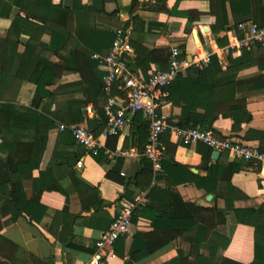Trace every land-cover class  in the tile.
Instances as JSON below:
<instances>
[{"label": "crops", "instance_id": "0c3cea01", "mask_svg": "<svg viewBox=\"0 0 264 264\" xmlns=\"http://www.w3.org/2000/svg\"><path fill=\"white\" fill-rule=\"evenodd\" d=\"M138 1L148 4L151 2L153 6L158 7L163 5L166 9L138 8L129 13L132 0H118L117 2L110 0L109 6L117 5V17H103L100 21L109 26V30L97 27L99 18L93 12L80 11L73 13L72 27L69 25L67 28L60 27L51 22L43 25L46 28L41 38L43 47L40 44L37 45L33 55L37 56L38 61H44L47 65L52 66L56 80L47 86L52 96L44 98L36 112L43 114V108L47 105L48 110L52 112V116L49 115V118L57 123L60 121L69 123V126L75 121L78 123L83 121L81 125H86L84 121L87 119L100 118L97 108L91 100H88V97L98 99L94 90L97 91L106 72L104 73V67H100V63L92 58L90 53L94 56L107 51L117 28H123L128 35L131 52L127 53V60L129 59L131 62H137V47H145L149 51L161 48L167 52L171 47L178 46L187 58H190L196 50L212 53L221 48L218 46L217 38L225 37L229 41L228 31L230 28L219 30L217 34L212 32L210 23L213 18L209 11L212 7L210 0ZM82 2L90 4L91 0H82ZM42 11H38V14ZM22 15H28L36 22L42 23L32 16L34 15L32 12L24 11ZM128 19L131 20V24L126 27ZM9 23L8 19L0 21V40L6 36ZM77 25L86 27L84 40H81L76 34ZM68 38V42L65 43ZM19 40L18 51L22 54L29 36L22 34ZM227 55H217L224 69L227 65ZM261 55L264 56V50L258 49L254 52L253 57L263 58ZM157 68L160 69L156 63H151L150 70ZM257 72H259L258 68L254 66L241 71L240 76H249ZM185 73L183 75H186ZM2 80V90L0 91L2 101L12 103L16 110L22 113L30 110L35 90L34 84L26 82L20 85V81L13 73L5 74ZM183 83L185 84V82ZM120 93L122 94L118 95L120 102L125 104L127 95L123 91ZM167 93L169 96L168 91ZM236 99L245 101L252 120L249 123H243L240 130L235 131L232 129L233 122L230 117L219 114L212 122L213 130L218 135L241 139L264 149V136L260 134L264 131V88L238 92ZM168 101L164 111L170 117L172 116L173 120H182L183 105L174 104L169 99ZM210 103L211 101H209ZM203 111L200 109V112ZM206 119L209 122L212 118L207 115ZM19 124L24 127L19 129L22 132L29 129L30 126L33 127L25 122H19ZM22 139L25 140L24 142L31 141L25 136ZM57 139L61 140L58 144V152L79 155L82 158L83 167L81 169L76 167L75 172L79 170L82 177L89 183L85 182L87 185L99 189L101 197L106 200L101 207L102 212L94 214L93 208L85 210L78 193L71 192L68 213L77 216L73 233L76 243L82 248L64 247L49 230L55 215V206L51 204L54 202L52 201L53 195L48 194L46 202H49L50 205L40 221L20 213L10 226L0 229V264H95L97 258L99 264H120L119 261H108L107 249H99L97 242L108 227V217H116L122 202L128 200L121 196L127 192L129 196H132L140 189L131 181L143 167L142 150L147 141V125L144 114L139 112L131 116L129 124L119 136L100 137L105 146L104 154L101 157L99 154H85L70 134L59 130L50 133L49 145L51 148L56 145ZM170 141L176 143L181 139L171 135ZM197 147L198 143L196 142L190 146L179 145L174 154V161L186 165L195 174L206 177L208 175L207 168L210 166L214 164L224 166L235 160L227 152H220L219 157L213 159L214 150L210 158L205 160ZM9 153L0 137V183L5 179L4 164ZM26 156V153L17 152L15 159H25ZM168 157L169 154L166 155V159ZM205 161L210 165H204ZM256 167L253 163L245 162L238 172L232 174L230 181H219L212 192H208L206 187L198 188L190 182L171 184L172 180L165 172L154 171L153 185L162 190V192H156L158 200L155 207L168 211L171 205L181 207L178 199H182L184 202L194 203L197 206L212 207L228 213L232 209L259 211L264 204V179ZM123 172L124 175H122ZM52 173L51 169L42 172L34 170L33 175L41 178L40 187L43 188L54 182L55 178ZM174 174L176 175L175 172ZM31 182V180L25 182L29 196L32 194ZM166 192L171 194L169 198H166ZM209 195H212L211 199L208 198ZM92 220L98 225H91ZM259 220L257 226L249 225L241 229L229 214L227 223L218 224L216 228L208 232L207 240H210L211 243L207 246L203 245L199 251L205 261L198 259L195 264H221L225 257L230 258L231 255L233 257L237 253L233 249L237 231L242 234L238 239L241 250L237 254L244 259L253 261L256 259L264 262V215H261ZM137 230L140 232L153 231L151 217L140 215L137 221ZM197 230L198 227H195L189 234L195 235ZM225 238L233 240V247H228L227 251L222 247ZM189 248L188 242L177 237L153 254L139 260L137 264H164L176 257L180 249L188 250Z\"/></svg>", "mask_w": 264, "mask_h": 264}, {"label": "trees", "instance_id": "16d2710c", "mask_svg": "<svg viewBox=\"0 0 264 264\" xmlns=\"http://www.w3.org/2000/svg\"><path fill=\"white\" fill-rule=\"evenodd\" d=\"M117 1L114 0V2ZM210 2L212 7L209 11L213 18L210 26L214 34H217L219 30L234 28L241 21L254 20L264 24V0H210ZM109 3L110 0H91L90 4H83L82 0H0V21L8 19L10 22L6 36L0 40V91L2 90L3 76L11 73L20 81V85L31 82L35 86L30 103L31 109L24 113L16 110L12 103L2 101L0 98V137L4 147L10 152L4 164L5 179L0 183V229L10 226L20 213L40 221L44 212L49 208L50 204L46 202V198L49 196L48 194H51L53 195L52 201H54L51 204L55 206V215L49 230L64 247L76 249L82 247L76 243L73 233L77 216L68 213L70 193H78L85 210L93 208L94 214L102 212L101 207L106 200L101 197L99 189L87 185L76 176L75 168L81 159L80 156L58 152L60 139L59 141L57 139L53 148L49 145L50 133L61 131L58 126L61 121L57 123L49 118V115L52 116V112L48 110L47 105L43 108V114L36 110L40 108L44 98L52 96L47 86L53 84L56 77L52 66L47 65L44 61H38L37 56L33 54L37 45L40 44L43 47L41 38L46 29L43 25L51 22L60 27L67 28L68 25L72 27L74 12H93L99 18L97 27L109 30V26L100 22L103 17H117V5L109 6ZM138 8L166 9L163 5L158 7L153 6L151 2L148 4L132 0L129 13ZM41 10L43 11L38 14V11ZM24 11L34 13L32 16L42 23L36 22L28 15L23 16L22 12ZM129 24H131V20L128 19L125 26L129 27ZM85 29L86 27L83 25L76 27V34L81 40H84ZM22 34H27L29 40L24 53L20 54L18 48L19 38ZM61 34L64 35V33ZM114 37L115 33L111 43ZM217 43L219 47H223L228 43V40L225 37L217 38ZM136 53L137 62L127 60V54L123 58L131 70L139 71L141 73L139 75L144 78L149 76L151 63H156L160 69H165L168 66L169 55L164 49L157 48L149 51L145 47H137ZM253 55L254 51L230 52L227 55L226 69L223 68L217 55H213L211 62L204 69L192 66L185 71L186 75L180 74L166 88V91L169 92L168 99L170 101L183 105L182 120L175 121L171 116L170 123L180 127L202 125L212 128V122L219 114L230 117L233 122L232 129L235 131L240 130L243 123H249L252 120V115L248 111L245 101L236 99V94L241 91L264 88V73H262L264 56L261 55L263 58H258V56L254 58ZM90 56L94 58L92 53ZM96 61L100 63L99 60L96 59ZM102 66L105 69L104 73H107L106 66L100 63V67ZM254 66H257L259 72L249 76H240L241 71ZM118 84L113 86L111 92L116 97L122 95ZM94 94L98 95V99L89 96L88 100H91L97 108L99 119L97 117L87 119L84 121L86 125H81L83 121L82 123L75 121L70 123V126L69 123H62L70 128L81 127L95 135L101 134L100 132L105 128L108 120L105 112L107 98L103 91L102 81L97 91L94 90ZM209 101H211L210 104ZM200 109L204 111L200 112ZM206 114L212 118L209 122L206 119ZM19 122H25L33 127L30 126L29 129L22 132L19 129L24 127ZM61 132L70 134L69 129ZM260 134L264 136V131ZM24 136L30 138L31 141L24 142L25 140L22 139ZM112 136L117 137L113 134L108 137ZM170 136L169 131L161 135L160 140L165 147V156L160 171L165 172L171 178V184L190 182L198 188L206 187L208 192H212L219 181H230L232 174L238 172L245 163L243 160L235 159L232 163L224 166L214 164L207 168L208 175L202 177L189 170L186 165L174 161V154L179 145L190 146L194 142L187 143L181 139V141L173 143L170 141ZM71 137L73 138L72 135ZM197 149L205 160L210 158L213 151L211 147L200 142H198ZM17 152L26 153V158L15 159ZM98 154L101 157L104 150ZM167 154L169 157L166 159ZM47 169L52 170L55 180L42 188L40 187L41 178L35 177L33 172L34 170L42 172ZM153 172L151 161L143 157V167L131 182L137 187L149 189V201L144 208L137 210L132 216L128 233L119 237L109 247L115 255L113 258L107 256L108 261H119L120 264H137L139 260L153 254L168 242L181 237L190 244V248L188 250L180 249L176 257L164 264H195L198 259L204 260L202 254L199 253L200 248L211 243L210 240H207L208 232L216 228L218 224L227 223L229 214L241 229L249 225L257 226L260 221L259 217L264 215V204L259 211L232 209L228 213L178 199L181 207L171 205L168 211L156 208L155 204L158 200L156 192H162V190L153 185ZM27 180L32 181L31 196L26 191L25 182ZM127 193L123 194L121 198L130 200L133 194L129 196ZM170 195L169 192H166V198H169ZM140 215L151 217L153 231L140 232L137 230V221ZM113 220L114 218L108 217V227ZM91 225L98 224L92 220ZM195 227H198L196 234L190 235V231ZM240 235L242 234L237 231L234 239L235 247L232 246L231 238L223 239V249L227 251L228 247H233L234 251L238 253L241 250V246L238 244ZM237 253L233 257H231L232 255L230 258L225 257L221 264H264L256 259L254 261L244 259Z\"/></svg>", "mask_w": 264, "mask_h": 264}, {"label": "built area", "instance_id": "2783aa9c", "mask_svg": "<svg viewBox=\"0 0 264 264\" xmlns=\"http://www.w3.org/2000/svg\"><path fill=\"white\" fill-rule=\"evenodd\" d=\"M115 37L105 54H95L94 58L99 60L107 68L103 79V91L107 98L105 112L107 124L95 135L90 131L81 128H70L60 123L59 129L70 130L78 145L85 154L97 155L105 146L100 137H108L112 134L119 136L127 127L130 117L142 112L147 125V141L142 154L151 161L153 171L162 170V161L165 156V147L161 142V135L169 131L172 136L182 139L184 142H200L208 145L213 150L227 152L234 159L243 160L256 165L260 176L264 179V150L258 145L251 144L241 139L218 135L213 128L202 125L192 127H180L170 123V115L164 111L169 103L166 88L169 87L177 77L188 68L195 66L204 69L212 60L213 55H225L236 51H257L264 50V24L254 20L239 22L234 28L228 31V43L217 49L215 52L207 53L196 50L190 58L178 47H171L168 55V67L166 69H152L148 78L131 70L123 58L131 52L128 35L123 28H117ZM127 95L126 103H121L120 98L112 95V88L115 84ZM108 152V151H107ZM76 167H83L82 158L77 162ZM125 173L123 172L122 175ZM149 201L148 190L140 188L134 192L132 198L123 201L121 208L111 225L103 231L97 242L99 249H107L109 258L114 257V252L109 247L116 240L128 233L132 216L137 210L144 208ZM99 264V259L95 260Z\"/></svg>", "mask_w": 264, "mask_h": 264}, {"label": "water", "instance_id": "95a60500", "mask_svg": "<svg viewBox=\"0 0 264 264\" xmlns=\"http://www.w3.org/2000/svg\"><path fill=\"white\" fill-rule=\"evenodd\" d=\"M219 155H220V152L217 151V150H214V151H213V154H212V158H213V159H217V158L219 157ZM204 165L209 166L210 163L207 162V161H205V162H204ZM75 173H76L77 177H78L80 180H82V181L88 183V182L82 177V175H81V173H80L79 170H76ZM88 184H89V183H88ZM211 197H212V195H209L208 198L211 199Z\"/></svg>", "mask_w": 264, "mask_h": 264}]
</instances>
